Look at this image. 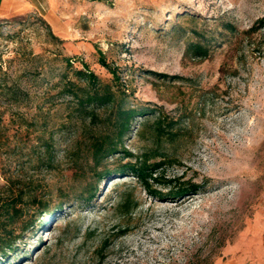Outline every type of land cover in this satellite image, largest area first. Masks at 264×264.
I'll return each instance as SVG.
<instances>
[{"label":"rangeland","instance_id":"rangeland-1","mask_svg":"<svg viewBox=\"0 0 264 264\" xmlns=\"http://www.w3.org/2000/svg\"><path fill=\"white\" fill-rule=\"evenodd\" d=\"M52 10L51 22L40 8L0 18V189L24 193L0 264H264V0H55ZM99 54L128 106L154 111L124 149L153 155L173 183L119 172L133 161L124 154L92 160L91 138L111 128L76 118L60 90L75 80L67 58L110 83ZM159 116L167 132L155 139ZM192 183L194 195L175 198Z\"/></svg>","mask_w":264,"mask_h":264},{"label":"trees","instance_id":"trees-1","mask_svg":"<svg viewBox=\"0 0 264 264\" xmlns=\"http://www.w3.org/2000/svg\"><path fill=\"white\" fill-rule=\"evenodd\" d=\"M195 53H204L200 44L191 45ZM99 63L102 67L110 72L112 79L110 83H103L99 78L89 70L88 66L82 64L81 69H73L72 65L75 60L67 58L66 69L72 70L75 80L66 78L62 83L60 93L65 95L73 103V115L82 122L88 121L89 126H102L109 124L111 130L101 132L98 136L91 138L89 148L91 151V158L95 164L101 163L103 160L124 154L127 157L133 158L126 164L120 166L118 169L121 173H130L131 176L136 177L142 181L144 185H148V181L152 180L158 183L171 184V180H163V176L158 173L161 169V164L157 162H150L153 155L148 152L132 156L124 149V139L128 137L134 126L137 118L148 117L154 111L145 107H131L127 103V88L122 84L118 68L110 66L104 59L103 54H99ZM164 120L160 116L156 118L153 123V136L155 139H160L167 132L165 130ZM148 124V121L141 122L143 127ZM172 126H168V129ZM44 152L51 156L52 146L47 143L44 144ZM51 158V157H50ZM200 185L192 183L175 192V198L194 195L199 189ZM0 189V260H4L9 253L14 251L11 237L8 236V225L20 216L23 212L21 203L24 201V193L18 191L13 193L10 190L8 195L2 194ZM94 197L90 194L88 199ZM32 196L28 198L31 200ZM35 201L34 198H32ZM5 233L4 236L2 234Z\"/></svg>","mask_w":264,"mask_h":264},{"label":"crops","instance_id":"crops-1","mask_svg":"<svg viewBox=\"0 0 264 264\" xmlns=\"http://www.w3.org/2000/svg\"><path fill=\"white\" fill-rule=\"evenodd\" d=\"M54 5L55 0H0V18H8L21 12L40 8L42 11L47 10L44 17L51 22Z\"/></svg>","mask_w":264,"mask_h":264}]
</instances>
